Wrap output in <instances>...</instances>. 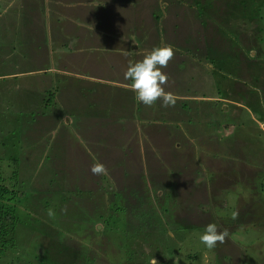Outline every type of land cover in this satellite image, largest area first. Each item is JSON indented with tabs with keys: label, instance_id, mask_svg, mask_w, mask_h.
I'll return each mask as SVG.
<instances>
[{
	"label": "rangeland",
	"instance_id": "374dc122",
	"mask_svg": "<svg viewBox=\"0 0 264 264\" xmlns=\"http://www.w3.org/2000/svg\"><path fill=\"white\" fill-rule=\"evenodd\" d=\"M205 3L160 0L157 8L165 43L181 50L162 69L174 106L139 102L133 111L122 103L130 88L113 87L103 93L116 118L106 126L83 115L73 122L51 102L34 105L38 111L24 119H0V174L15 189L6 202L17 221L14 245L0 251V264H130V232L154 214L161 222L144 229L157 246L156 261L165 254L160 259L171 264H264V0ZM241 35L250 38L237 40ZM208 94L218 99L201 98ZM67 100L62 105L71 112ZM54 124L57 133L50 130ZM97 162L107 175L91 173ZM111 197L108 209L120 199L132 203L128 210L137 198L143 201L141 217L126 211L123 227L107 230L90 207L105 212ZM247 207L251 214L234 220L243 222L230 223L233 212ZM209 223L229 232L211 250L198 238Z\"/></svg>",
	"mask_w": 264,
	"mask_h": 264
},
{
	"label": "crops",
	"instance_id": "0c3cea01",
	"mask_svg": "<svg viewBox=\"0 0 264 264\" xmlns=\"http://www.w3.org/2000/svg\"><path fill=\"white\" fill-rule=\"evenodd\" d=\"M159 6L160 0H0V119H24L36 113L33 104L50 102L64 112L62 101L70 99L71 110L85 113L94 125L112 123L116 118L104 89L130 88L122 65L141 60L147 51L165 43ZM108 62H114L115 69L101 68ZM31 81L36 85L27 88ZM10 88L14 92L4 96ZM20 88H25L23 94ZM98 90L101 95H96ZM130 92L131 98L122 103L135 111L139 102ZM201 98L210 103L218 99L210 94ZM236 104L243 108L245 103ZM58 128L54 124L50 130L57 133Z\"/></svg>",
	"mask_w": 264,
	"mask_h": 264
},
{
	"label": "trees",
	"instance_id": "16d2710c",
	"mask_svg": "<svg viewBox=\"0 0 264 264\" xmlns=\"http://www.w3.org/2000/svg\"><path fill=\"white\" fill-rule=\"evenodd\" d=\"M213 1L214 0H210V1L206 0L205 6H209L211 8V4L213 3ZM246 18H243L242 20H244ZM250 19L251 18H249V20ZM242 20H241V22H243ZM256 32L257 31H254V33H256ZM245 37H243L241 35L240 37H236V39L240 41L242 38H244L246 40H248V38H250L249 35H247L248 38H245ZM234 40H235V38H234ZM34 105H39V104H33L32 105L34 112H37L38 109ZM50 108H51V105H50ZM53 109H54V107L52 108V110ZM73 109H74V111L71 110V112L64 111L66 114L68 113V114H71L73 116V122H75L78 119V117H80L81 115H83L82 116L83 119H86L85 113H83V114L82 113H75V108H73ZM49 110H51V109H49ZM52 110L50 112H52ZM5 180H6V177H4L0 174V251L6 249L7 247H12L14 245L13 242H14V235H15V229H16L15 223L17 224L16 216L14 214L15 213L14 208H13L11 203L9 205L6 202V200L12 199V196H14V194H15V191H14L15 189L13 187L9 188L5 184H3V182ZM78 191L80 194H90V195L92 194L91 190H85V191L78 190ZM111 202H112V197H111L108 205L106 206V208L103 209L105 212H101V211L97 210L96 208L93 209L92 207H90L91 208L90 210L94 211V216L96 217V221L104 224V226L107 230H116V229L122 228L123 227L122 226V217L124 216L126 218V216H127L126 211L128 212V214L137 213V214H134L135 218L141 217V214L139 213V212H141V211H139V207L141 206V204H143V201H141V200L139 201L138 198H137V202L135 201V203L133 204V206H134L133 210H128L129 205L132 204L130 201H125V204H120L121 199H120L119 204H117V205L113 204V206H111L108 209V206ZM148 203H150V202L149 201L146 203L144 202L146 209L148 211H151L152 209L148 207ZM244 209L246 210L245 212L239 213L240 219H243L247 214H251L250 208L247 207ZM153 213H155V212H153ZM155 215L156 214H154L148 221L144 222L145 223L144 227H141L138 229L137 228L132 229V231L134 233L130 232V236H131L130 242H131L132 246L129 248V250L127 252L128 257H129V261H131L130 264H133V263L141 264V262H137V261H139V259L141 257L144 258V260H146V262L148 264H152L151 258L153 259V257L155 255L159 254V252L156 253L157 246L154 244V240L149 237L152 235L150 234V232H147L144 229L145 226L146 227L147 226L156 227L155 225H158V223L161 222V220L158 217L155 218L156 217ZM134 217H132V218H134ZM124 220H123V222H124ZM231 220L232 221L230 223L240 224L241 222H243V221L240 222V220L234 221L235 219H233V218ZM50 237H51V235L49 234V236L47 238H50ZM139 244H143V246L147 245L148 250H146L145 247L144 248L139 247ZM143 249L146 250V253H143L141 251ZM70 250L72 251L73 254H75L76 252L77 253L79 252V250L75 247L71 248ZM139 250L141 251L142 254H140ZM164 256H165V254H164ZM164 256L161 255L158 257L159 259L157 261V264H165V263L171 264V262H170L171 260L166 259V261H164V260L160 259V258H163ZM226 256H228V255H226ZM144 263H145V261H144Z\"/></svg>",
	"mask_w": 264,
	"mask_h": 264
},
{
	"label": "clouds",
	"instance_id": "9594fccd",
	"mask_svg": "<svg viewBox=\"0 0 264 264\" xmlns=\"http://www.w3.org/2000/svg\"><path fill=\"white\" fill-rule=\"evenodd\" d=\"M161 6L165 5L163 2ZM175 57L171 45L161 42V46L153 47L147 51L141 60L130 62L125 73V80H130V90L134 92V98L143 105L151 107L158 100L163 107L175 105V97L171 92H166L164 85L168 82V76L162 69L167 68L170 61ZM90 171L93 175H107V169L102 163H94ZM183 191V190H181ZM238 212H233L232 218L238 217ZM229 236L227 229L219 231L215 223H209L199 234V241L209 250L217 244H223ZM152 264H157L155 259Z\"/></svg>",
	"mask_w": 264,
	"mask_h": 264
}]
</instances>
